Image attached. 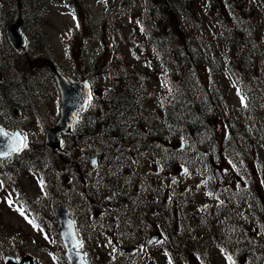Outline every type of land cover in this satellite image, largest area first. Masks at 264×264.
I'll use <instances>...</instances> for the list:
<instances>
[{"label":"rangeland","instance_id":"obj_1","mask_svg":"<svg viewBox=\"0 0 264 264\" xmlns=\"http://www.w3.org/2000/svg\"><path fill=\"white\" fill-rule=\"evenodd\" d=\"M172 4L188 26L190 36L185 37L186 42L191 46L201 43L209 35V21L198 11L200 19L191 21L185 0H172ZM144 8L143 0H0V127L7 132L18 128L30 136L29 148L0 163V264L5 256L19 260L24 254L34 256L38 264H66L62 246L47 243L17 207L37 208L41 211L37 215H44L52 224L50 215L59 201L69 210L76 227H80V231L76 228L81 240L79 249L93 264L97 251L108 255L100 263L117 260L108 264H149L153 254L155 262L151 264H170L171 257L185 264H213L207 261L209 252H202L194 244L210 238L213 250L218 243L225 244L226 238L235 242V235L242 242V253L234 264H264V111L259 108L253 120L242 116L241 92L234 76L245 71L248 77L258 74L257 91L264 97V17L257 18L258 28L251 22V38L243 44L245 62L222 53L203 56L204 78L212 84L214 79L224 82L226 88L228 123L216 122L212 131L217 140L222 124L230 126L227 157L212 153L208 162L211 166H196L181 153L160 164L161 156H170V148L180 151L182 145L178 142L182 138L180 131L168 128L169 120L161 109V100L169 90L167 77L162 76L160 67L149 70L136 59L146 41L142 35L137 37L143 13L146 31H158L164 23L156 16H147ZM9 22H15L26 37V50L21 56L12 53L6 42L4 29ZM156 38L153 34L151 42ZM209 44V39L205 40L204 45ZM46 59L53 61L70 80L89 76L96 93L76 124L74 135L53 153L46 149L38 152L43 148L44 132L55 122L59 108L54 83L43 70ZM216 64L228 65L226 68L234 73L218 70V76L212 77L209 66ZM29 69L39 73L37 79L32 76L29 81ZM23 83L28 89L35 84L34 96L27 93V86L26 91L19 90ZM119 95L127 104L123 102L122 106L121 102V108L111 115L120 118L127 114V122L131 119L139 123L131 124L129 130L123 131L124 136L119 129L107 138L103 124L112 109L111 100ZM19 105L23 106L22 111L13 114L12 107ZM121 109L127 113L121 114ZM143 121H149L153 135L144 132ZM113 142L122 150L124 159L125 165H121L126 174L122 185L111 181L112 173L108 172L110 157L106 153ZM158 150L161 152L153 161L151 156ZM68 155L75 163L69 162ZM92 156L98 160L95 168L89 167ZM184 158L187 161L182 165ZM38 181L44 185L42 192ZM206 184L211 188L205 189ZM116 187L130 196L106 205L104 198L111 196ZM86 195L92 196L93 205L105 210V215L89 207ZM218 208L230 210L234 227L216 225L213 216ZM114 213L116 220L111 227ZM155 233L161 239L146 248ZM187 239L191 246L178 244ZM139 242L144 246L132 255L118 250ZM164 246L171 248L159 252ZM192 249L198 254L194 255ZM164 250L171 256H165ZM215 264L230 262L219 254Z\"/></svg>","mask_w":264,"mask_h":264},{"label":"trees","instance_id":"obj_2","mask_svg":"<svg viewBox=\"0 0 264 264\" xmlns=\"http://www.w3.org/2000/svg\"><path fill=\"white\" fill-rule=\"evenodd\" d=\"M143 2H145L144 11L147 16H156L158 20L164 23H162L160 30L152 32L157 38L151 42L153 34L145 30L144 25L146 23L143 13L139 23L142 29L137 37L142 35L146 41L141 46L140 55L136 59L143 61L146 69L152 70L160 67L162 76L167 77L168 80L165 83L169 82V90L165 98L161 100L162 112L169 120L168 128L171 127L172 130L180 131L179 134L182 138V142H178L182 145L180 151L170 148L168 150L170 156H161L159 163L163 164L164 161L171 160L173 157H180L179 154L182 153L185 154L186 159H191V165L202 166L207 163L209 166L208 162L212 153L215 157H223L226 154V145L231 139V134L225 133L222 125L221 134L215 140L212 126L216 122L221 123V120L226 117L224 114L226 113L225 105L220 99V95L225 99L223 92L226 91V88L224 82L215 79L214 85H212L210 81L204 78L205 73L201 61L204 55L200 45L204 46L203 51L213 55L222 53L229 58L234 57V60L245 62L244 39L251 37L246 34L245 29L249 30L251 22H254V26L258 28L257 18L264 17V0H185L186 5H188L186 12L191 10V21L200 19L197 11L209 21V35L202 40L204 44L205 40L209 39L210 44L208 46L198 43L191 46L186 42L185 37L190 36L186 31L188 26L181 20V13L173 7L172 0H143ZM174 9L175 12H173ZM231 64L233 65L234 62ZM222 69L225 70L223 66H217V70H213L214 76H218L216 71ZM243 75L244 78H248L246 71ZM32 76L33 72L29 69V81ZM237 83L241 90L249 86L257 89L260 86L259 80L253 79H249L247 83L238 79ZM25 86L26 83H23L20 88L24 90L26 89ZM122 96L119 95L110 102L112 109L103 124L107 138L119 132V129H122L121 135L124 136L123 131L129 130L131 124L139 123V120H133L132 110L130 112L134 123L131 122V119L127 122V114H122L123 112L127 113V111H122V109V117L118 118V115H111L113 111L121 108V102L122 106L123 102L127 104ZM242 96L245 97V103L249 108L253 103L254 94L250 91ZM20 107L21 105L17 106L18 109ZM142 124L144 132L153 135L149 121H143ZM147 137L149 138V135ZM63 139L67 140L70 137H63ZM139 142L145 145V142L141 140ZM42 147L41 150H38L39 153L46 149L43 143ZM108 147L110 149L106 153L110 157L108 168L116 170L121 166V150L114 142L112 146ZM159 152L161 151L158 150L153 153L151 156L153 161ZM185 158L181 160L183 165L187 161ZM68 159L70 163H75L74 160H70L69 155Z\"/></svg>","mask_w":264,"mask_h":264},{"label":"water","instance_id":"obj_3","mask_svg":"<svg viewBox=\"0 0 264 264\" xmlns=\"http://www.w3.org/2000/svg\"><path fill=\"white\" fill-rule=\"evenodd\" d=\"M6 36L11 46L16 51H22L24 49V40L20 37L17 29L14 25L8 26L6 29ZM46 66L52 74L56 86L59 91L61 107L59 113V119L55 126L49 129L45 134V142L51 148L54 149L58 144V134H69L72 129V124L77 120L76 113L83 112L89 99H91V92L89 84L86 80L71 83L69 82L60 71L49 61L46 62ZM14 133H18L17 130ZM22 138V137H21ZM9 139L4 136H0V159L9 156L12 153L8 149ZM3 153H7L6 155ZM90 164L92 167L96 164V159L91 158ZM58 222L61 226L60 237L66 248V257L69 264H87L83 261V255L80 252L75 251V248L79 245V241L75 235L72 221L68 218L67 211L59 206L57 211ZM156 237H152L149 243L155 241ZM26 260H30V264H34L33 259L29 257H23L21 261L17 262L12 257H5V264H23Z\"/></svg>","mask_w":264,"mask_h":264},{"label":"snow or ice","instance_id":"obj_4","mask_svg":"<svg viewBox=\"0 0 264 264\" xmlns=\"http://www.w3.org/2000/svg\"><path fill=\"white\" fill-rule=\"evenodd\" d=\"M240 99H241L242 105L246 107L247 105L245 103V97L241 96ZM21 135L22 134L20 133L9 134L7 132H4L2 129H0V136L7 137L10 141V143L8 144V149L11 152L18 151L22 147H27V144L24 142L26 140V137H23L22 139ZM3 154L6 155L7 153H3ZM228 259L230 260L231 258L229 257Z\"/></svg>","mask_w":264,"mask_h":264},{"label":"flooded vegetation","instance_id":"obj_5","mask_svg":"<svg viewBox=\"0 0 264 264\" xmlns=\"http://www.w3.org/2000/svg\"><path fill=\"white\" fill-rule=\"evenodd\" d=\"M140 240H141V237L139 238V241H140ZM144 240H145V238L142 239V241L145 243ZM143 242H142V244H144ZM142 244H141V242H139V243H135V244H133V246H130V247L132 248V250H131L132 252H130V254H131V255L134 254V253L137 251L138 248H140L141 246H144V245H142ZM122 248H125V247H118V250L121 251ZM146 248H150V247L148 246V247H146ZM144 249H145V248H144ZM178 261H179V260H177L176 262H178Z\"/></svg>","mask_w":264,"mask_h":264},{"label":"bare ground","instance_id":"obj_6","mask_svg":"<svg viewBox=\"0 0 264 264\" xmlns=\"http://www.w3.org/2000/svg\"><path fill=\"white\" fill-rule=\"evenodd\" d=\"M23 86H24V85H23ZM26 86L28 87V85H26ZM26 86H25V87H26Z\"/></svg>","mask_w":264,"mask_h":264}]
</instances>
